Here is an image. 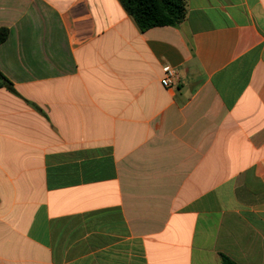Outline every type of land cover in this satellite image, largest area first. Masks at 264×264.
Here are the masks:
<instances>
[{
	"label": "crops",
	"instance_id": "crops-1",
	"mask_svg": "<svg viewBox=\"0 0 264 264\" xmlns=\"http://www.w3.org/2000/svg\"><path fill=\"white\" fill-rule=\"evenodd\" d=\"M187 1L0 0V264H264V0Z\"/></svg>",
	"mask_w": 264,
	"mask_h": 264
},
{
	"label": "trees",
	"instance_id": "trees-1",
	"mask_svg": "<svg viewBox=\"0 0 264 264\" xmlns=\"http://www.w3.org/2000/svg\"><path fill=\"white\" fill-rule=\"evenodd\" d=\"M126 12L134 18L142 31L158 26H178L187 17V0H119ZM8 29L0 28V46L8 37ZM10 81L0 71V87ZM223 264H234L224 258Z\"/></svg>",
	"mask_w": 264,
	"mask_h": 264
},
{
	"label": "built area",
	"instance_id": "built-area-1",
	"mask_svg": "<svg viewBox=\"0 0 264 264\" xmlns=\"http://www.w3.org/2000/svg\"><path fill=\"white\" fill-rule=\"evenodd\" d=\"M164 76L161 79V83L166 88H173L177 85L179 75L177 71L172 67H164Z\"/></svg>",
	"mask_w": 264,
	"mask_h": 264
}]
</instances>
